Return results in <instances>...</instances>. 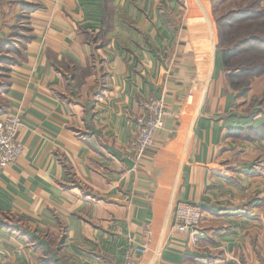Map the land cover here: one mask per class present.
I'll use <instances>...</instances> for the list:
<instances>
[{
  "label": "crops",
  "instance_id": "1",
  "mask_svg": "<svg viewBox=\"0 0 264 264\" xmlns=\"http://www.w3.org/2000/svg\"><path fill=\"white\" fill-rule=\"evenodd\" d=\"M198 4L0 0V118L24 123L0 169V264H264V134L245 135L264 118L234 109ZM152 98L171 115L135 161ZM182 201L203 210L189 232Z\"/></svg>",
  "mask_w": 264,
  "mask_h": 264
},
{
  "label": "rangeland",
  "instance_id": "2",
  "mask_svg": "<svg viewBox=\"0 0 264 264\" xmlns=\"http://www.w3.org/2000/svg\"><path fill=\"white\" fill-rule=\"evenodd\" d=\"M196 6L200 8L198 0H194ZM206 7L208 8V16L211 19L213 29H211L212 37L209 39V47L212 49L214 56L216 55V60L223 65L221 75L224 78L225 91H233L236 94V104L234 106L235 110L245 112L249 117H254L260 115L264 118V71H259V69L264 68V59L258 61H248L249 56H254V53L250 51V46H244L242 49L248 51L242 59L233 57L228 68L225 67L223 61L222 52L224 49H229L235 47L234 45L244 36L248 37L249 34L254 36L264 35L260 33L258 25L264 29V16L259 19L245 18L240 22H235V28L223 27L222 30L219 29L218 19L226 16L230 13L240 12L237 18L244 17L242 12L247 9L256 14L264 13V0H204ZM201 12H203L201 10ZM200 13V12H199ZM250 20V21H249ZM225 28V29H224ZM262 30V29H261ZM224 33L223 38H221L220 33ZM203 38V39H202ZM193 45L204 41V37L194 35L192 37ZM207 40L205 38V44ZM211 44V45H210ZM200 49H209L207 46H199ZM197 49V48H193ZM247 53V52H246ZM237 67H244L250 69L247 74H242ZM5 75V74H4ZM264 120V119H263ZM144 254V253H141ZM110 262V261H109Z\"/></svg>",
  "mask_w": 264,
  "mask_h": 264
},
{
  "label": "built area",
  "instance_id": "3",
  "mask_svg": "<svg viewBox=\"0 0 264 264\" xmlns=\"http://www.w3.org/2000/svg\"><path fill=\"white\" fill-rule=\"evenodd\" d=\"M143 113L135 118L137 131L131 152L135 161L141 160L144 155L155 146L156 131L164 126L165 119L171 115L164 100L152 98L143 106ZM23 118L18 114H8L0 118V169L13 164L24 153V144L19 138L23 127ZM178 229L189 232L198 227L203 219L202 208L191 202H179L174 213ZM151 236H148V242ZM136 253H146L147 246L134 247ZM107 264H115L108 262ZM122 264H134L132 255H128Z\"/></svg>",
  "mask_w": 264,
  "mask_h": 264
},
{
  "label": "trees",
  "instance_id": "4",
  "mask_svg": "<svg viewBox=\"0 0 264 264\" xmlns=\"http://www.w3.org/2000/svg\"><path fill=\"white\" fill-rule=\"evenodd\" d=\"M239 15H241L240 12H236V13H230L227 14L226 16H223L221 18L218 19L219 22V29L222 30L223 27H230L233 28L235 26V22H240L242 20H244L245 18H250L251 19H259L260 17L264 16V13H260V14H256V13H252L250 12L248 9L244 12H242V15H244V17L241 18H237ZM249 20V21H250ZM224 28V29H225ZM235 28V27H234ZM259 32L260 33H264V29L263 27H260L258 25ZM253 34V33H252ZM252 34H249L248 37L244 36L243 38H241L233 47V48H229V49H224V51L222 52L223 55V61H224V65L226 68L227 65L229 64V61L233 58V57H237V58H241L245 55L248 54V51H244L242 48L244 46H250V51L254 53V56H249L247 59H249L248 61H253L254 59L255 61H258L260 59H264V35H257L254 36ZM224 33H220L221 38H223ZM7 45V44H6ZM247 52V53H246ZM8 60V59H4L3 61ZM10 61L12 60L13 62H15L13 59H9ZM236 68V67H235ZM237 70H240V72H242V74H247V72L250 71V69L248 68H244V67H237ZM259 71H264V68L259 69ZM4 73H6V69L5 71H3ZM257 134L263 135L264 134V126H261L259 128H250L249 132L246 135L247 138H254L257 136Z\"/></svg>",
  "mask_w": 264,
  "mask_h": 264
}]
</instances>
